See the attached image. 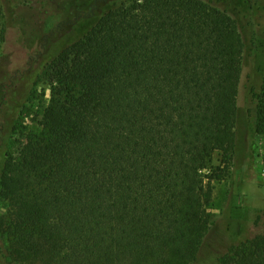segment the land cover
Here are the masks:
<instances>
[{
	"label": "trees",
	"instance_id": "obj_1",
	"mask_svg": "<svg viewBox=\"0 0 264 264\" xmlns=\"http://www.w3.org/2000/svg\"><path fill=\"white\" fill-rule=\"evenodd\" d=\"M52 1L36 68L0 85L1 102L50 86L38 128L0 153V264H195L211 182L264 138V13L244 25L229 0ZM7 10L40 38L28 8ZM213 264H264V232Z\"/></svg>",
	"mask_w": 264,
	"mask_h": 264
},
{
	"label": "rangeland",
	"instance_id": "obj_2",
	"mask_svg": "<svg viewBox=\"0 0 264 264\" xmlns=\"http://www.w3.org/2000/svg\"><path fill=\"white\" fill-rule=\"evenodd\" d=\"M6 1L8 5L0 12V85L9 84L16 72L22 74L36 68L38 61L32 60V57L41 49L43 35H47L48 28L58 20V13L54 11L55 2L52 0ZM225 3L239 11L237 17L244 25L262 19L264 0H229ZM7 6L11 8L13 16L21 7L28 8L25 12L27 28L37 29L40 38H20L18 26L8 16ZM59 37L51 38L52 47ZM248 71L249 66L244 67L239 86L238 103L242 107L248 104L245 98ZM17 86L3 102L0 98V153L14 150L19 130L38 128V121L49 98L50 86L44 79L34 78L27 91ZM263 140V136L257 137L251 159H239L235 165L225 168L223 179L211 182L212 197L206 207L210 223L195 264H213L230 244L264 232ZM211 164L223 165L219 152L213 155ZM239 223L242 230L236 234Z\"/></svg>",
	"mask_w": 264,
	"mask_h": 264
}]
</instances>
